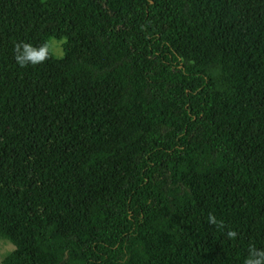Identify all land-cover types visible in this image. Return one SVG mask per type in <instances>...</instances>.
Masks as SVG:
<instances>
[{
    "label": "trees",
    "instance_id": "obj_1",
    "mask_svg": "<svg viewBox=\"0 0 264 264\" xmlns=\"http://www.w3.org/2000/svg\"><path fill=\"white\" fill-rule=\"evenodd\" d=\"M0 237L2 264L264 249V0H0Z\"/></svg>",
    "mask_w": 264,
    "mask_h": 264
},
{
    "label": "clouds",
    "instance_id": "obj_2",
    "mask_svg": "<svg viewBox=\"0 0 264 264\" xmlns=\"http://www.w3.org/2000/svg\"><path fill=\"white\" fill-rule=\"evenodd\" d=\"M60 43V41H55L51 38L44 40L39 45L25 41L15 42L13 45L14 59L20 67L43 63L50 58L54 47L59 46ZM207 219L209 224L223 228V221L218 220L215 215L210 213ZM226 236L229 239H234L237 233L234 230H229ZM243 264H264V249H258L254 245H250L248 256L244 259Z\"/></svg>",
    "mask_w": 264,
    "mask_h": 264
},
{
    "label": "rangeland",
    "instance_id": "obj_3",
    "mask_svg": "<svg viewBox=\"0 0 264 264\" xmlns=\"http://www.w3.org/2000/svg\"><path fill=\"white\" fill-rule=\"evenodd\" d=\"M55 40V39H53ZM57 41V40H55ZM61 44V43H60ZM54 57L61 58L62 50L59 46L54 47L53 53ZM13 245L6 239L0 237V264H2L3 259L13 251Z\"/></svg>",
    "mask_w": 264,
    "mask_h": 264
}]
</instances>
